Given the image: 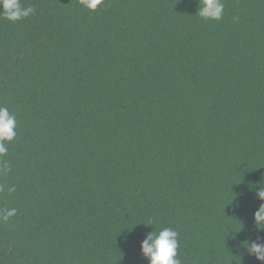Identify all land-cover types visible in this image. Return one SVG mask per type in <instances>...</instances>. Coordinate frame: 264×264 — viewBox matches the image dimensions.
<instances>
[{
    "label": "trees",
    "instance_id": "16d2710c",
    "mask_svg": "<svg viewBox=\"0 0 264 264\" xmlns=\"http://www.w3.org/2000/svg\"><path fill=\"white\" fill-rule=\"evenodd\" d=\"M223 2L218 22L198 0H23L35 14L0 19L18 124L0 264H149L162 227L181 264H260L239 244L264 243V0Z\"/></svg>",
    "mask_w": 264,
    "mask_h": 264
},
{
    "label": "clouds",
    "instance_id": "9594fccd",
    "mask_svg": "<svg viewBox=\"0 0 264 264\" xmlns=\"http://www.w3.org/2000/svg\"><path fill=\"white\" fill-rule=\"evenodd\" d=\"M79 4L89 12H96L105 0H78ZM35 14V8L25 6L23 0H0V19L12 23L22 21ZM204 21H220L224 15L223 0H198L197 13ZM18 128L15 113L5 106H0V176H7L12 171L10 162L6 159L9 145L14 141ZM5 185H0V192L5 190ZM258 199L264 202V182L258 186ZM14 187H7L9 193ZM17 214L16 208L0 209V221L7 222ZM254 222L258 230L264 231V203H261L254 213ZM154 221L149 220L146 226H152ZM241 231V230H240ZM239 231V232H240ZM179 233L171 227H162L158 232L146 233L141 242V252L149 264H181L178 258ZM239 247L246 249L247 253L254 256L260 264H264V243L251 240L240 242Z\"/></svg>",
    "mask_w": 264,
    "mask_h": 264
}]
</instances>
